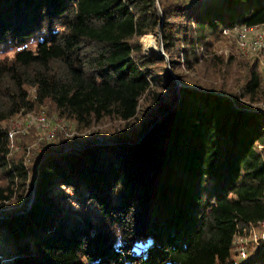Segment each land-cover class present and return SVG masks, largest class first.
I'll return each instance as SVG.
<instances>
[{"label":"trees","instance_id":"16d2710c","mask_svg":"<svg viewBox=\"0 0 264 264\" xmlns=\"http://www.w3.org/2000/svg\"><path fill=\"white\" fill-rule=\"evenodd\" d=\"M258 25L264 0H0V208L22 203L0 218L9 264H264V248L240 262L233 245L264 218V114L242 101L264 97L259 61L227 58L244 63L237 93L176 94L140 43L161 26L171 66L189 67L223 60L224 30ZM142 100L144 120L105 144L11 155L19 114L85 129L135 119Z\"/></svg>","mask_w":264,"mask_h":264},{"label":"rangeland","instance_id":"374dc122","mask_svg":"<svg viewBox=\"0 0 264 264\" xmlns=\"http://www.w3.org/2000/svg\"><path fill=\"white\" fill-rule=\"evenodd\" d=\"M182 1L192 6L191 4H189V1ZM156 9L159 17L162 18L158 2L156 3ZM258 26V31L264 36V25ZM161 31L162 28L160 26L159 30L155 33L144 35L140 39V43L142 46L143 55L160 56L164 58L165 66H163L174 80L171 92L175 91V93L178 94L179 89L181 88L217 91L218 86L224 85L225 88H228L232 90V92L237 93L236 88L239 87V84L241 83L244 75V63H237L235 61L236 65L233 62L232 64L228 65L227 58L229 56H233L235 59L244 62H247L252 58H256L260 63L261 72L264 74V48L260 49V51L252 53L251 55H248V57L242 55L241 51L238 49L239 40L237 30L230 31L227 29L228 33H223V35L225 38L227 37L228 40L223 39L221 42L215 44V55L223 56L224 58L222 61L218 62L216 59L213 60L212 57H210V55L212 54L211 52L210 54L205 55L201 61L189 67H186L183 64L182 57L179 56V58H176L177 54H174L175 58L173 59L176 62V65L173 67L171 66L169 54L167 52L165 53L163 49ZM148 45H154V47L156 48L155 51L153 50L154 52H148L146 50V47ZM176 47H178V45H176ZM160 90L161 92H163L162 89ZM242 101L246 106L247 112H259L261 114H264L263 96H261V98H258L257 102H251L248 100ZM145 111H147V103L145 102V100H142L139 112L135 119L129 122L118 120H101L97 123H94L91 127L85 129H78L71 122L58 118L57 116H48L46 113H29L25 115L19 114L9 123V145L11 148V155L16 150H18V143L20 142L22 150L25 149L24 162L25 164H27L30 160L29 158H32L36 151H38V147L41 142L56 144L58 142L57 139L59 136L64 138L66 142L69 143L70 147L68 148L72 149H80L83 147L82 145L90 141H95L97 144H105L107 140H110L111 137L122 134L124 132V129H126L127 127L131 128L130 125L132 123H135L134 125L132 124L133 128L139 125L140 121L144 120ZM41 119H44V121H41ZM130 133H128L126 136L129 137ZM131 134L133 135V132ZM17 136L19 137V141L17 140ZM22 138L24 139L22 140L23 142L21 141ZM20 153L22 152L20 151ZM65 192L69 197V200L72 202L73 195L71 194V192L67 189L65 190ZM31 202L32 200L30 199L26 206L27 210L29 209ZM21 204L22 203H20L19 205H15V202L5 203L4 206L0 208V218H4L5 213L19 209ZM22 213L23 212H20V214ZM257 226L244 229L241 235L238 236L245 237V242L249 241L247 245L249 252L252 249L262 250L264 248V244L260 245L261 243L259 242L255 243L250 235L252 234L253 230H257ZM256 234L258 233L256 232ZM235 240L236 237L234 238L233 242H235ZM9 251L11 253L13 252L12 249H9ZM6 252L7 246L4 245V243H0V264H9L11 262L10 257L5 255Z\"/></svg>","mask_w":264,"mask_h":264},{"label":"built area","instance_id":"2783aa9c","mask_svg":"<svg viewBox=\"0 0 264 264\" xmlns=\"http://www.w3.org/2000/svg\"><path fill=\"white\" fill-rule=\"evenodd\" d=\"M187 1H189V4H191L192 6H200L204 3L205 0H187ZM258 28L259 26L242 27L240 29H234L238 31V40H239L238 49L241 51L242 55L248 57V55H251L252 53L260 51V49L264 48V42H263L264 36L258 31ZM234 30H230V31H234ZM223 33L227 34L228 33L227 29L224 30ZM41 121H44V119H41ZM256 232L258 234H256ZM250 235L255 243L259 242L261 243L260 245L264 244V218L261 222L258 223L257 230H253L252 234ZM245 239H246L245 237L237 236L235 242H233V244H235L234 252L236 254V258L240 262L246 261L249 257V251L247 247L249 241L245 242Z\"/></svg>","mask_w":264,"mask_h":264},{"label":"bare ground","instance_id":"6f19581e","mask_svg":"<svg viewBox=\"0 0 264 264\" xmlns=\"http://www.w3.org/2000/svg\"><path fill=\"white\" fill-rule=\"evenodd\" d=\"M146 48H147L146 50H147L148 52H149V51H153V50L155 51V49H156V48L154 47V45H148ZM154 51H153V52H154Z\"/></svg>","mask_w":264,"mask_h":264}]
</instances>
